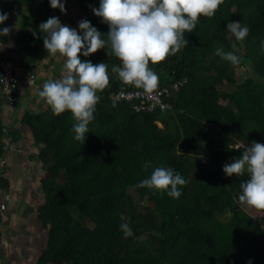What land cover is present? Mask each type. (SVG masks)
Here are the masks:
<instances>
[{"label": "trees", "instance_id": "16d2710c", "mask_svg": "<svg viewBox=\"0 0 264 264\" xmlns=\"http://www.w3.org/2000/svg\"><path fill=\"white\" fill-rule=\"evenodd\" d=\"M76 1L83 19L107 34L109 25L92 11L99 0ZM19 7L27 10L18 23L19 61L29 70L47 52L39 24L60 18L61 10L49 0H0L10 29ZM229 20L249 27L246 38L227 31ZM185 38L177 52L150 63L159 76L152 90L159 101H144L139 109L140 99L112 96L143 89L112 73L118 57L103 48L88 57L81 53L93 63L105 61L110 77L83 140L74 139L68 111L57 115L48 106L25 114L48 172L38 218L49 237L37 264H264V209H246L238 199L249 174L223 171L246 145L264 143V0H221ZM9 41L10 33L0 36V55L14 67L2 51ZM221 46L238 62L217 55ZM4 103L0 87V155ZM155 166H170L186 178L179 197L137 186ZM6 186L2 176L0 187ZM122 223L132 235H123Z\"/></svg>", "mask_w": 264, "mask_h": 264}, {"label": "clouds", "instance_id": "9594fccd", "mask_svg": "<svg viewBox=\"0 0 264 264\" xmlns=\"http://www.w3.org/2000/svg\"><path fill=\"white\" fill-rule=\"evenodd\" d=\"M221 0H99V7L92 11L109 25L107 34L87 18L72 27L61 22L58 16H49L39 24L48 56L59 53L64 57V74L44 81L39 96L54 114L66 111L74 117V139L83 140L89 123L95 118L98 92L109 85L108 65L105 61L93 63L84 57L105 49L108 55L119 58L112 73L122 82L142 87L151 92L158 86V73L150 67L162 61L169 53L177 52L188 41L186 32L195 28L198 18L212 16ZM50 6L66 11L64 0H49ZM9 13L0 10V36H7L11 29L5 24ZM227 31L237 40H243L250 29L239 20H229ZM105 36L107 38H105ZM264 48V39L260 42ZM110 50V51H109ZM221 58L236 63L239 57L222 46L215 48ZM146 163H151L150 161ZM224 173L232 177L245 171L249 178L242 181L238 199L257 209H264V143L253 141L246 145L238 157L223 165ZM186 178L172 167L155 166L151 174L138 181V187L166 192L179 197ZM264 226V224H262ZM125 237L133 234L128 223L120 225ZM248 264H252L251 259Z\"/></svg>", "mask_w": 264, "mask_h": 264}, {"label": "crops", "instance_id": "0c3cea01", "mask_svg": "<svg viewBox=\"0 0 264 264\" xmlns=\"http://www.w3.org/2000/svg\"><path fill=\"white\" fill-rule=\"evenodd\" d=\"M66 11H61L62 23L78 27L83 15L76 0H64ZM26 8L19 7L12 19L10 41L2 51L10 56L20 79L16 92L15 107H7L2 113L5 132L1 144L5 148L6 187H0L2 208V238L0 241V264H37L46 248L48 229L38 218L39 208L44 204L43 181L48 177L40 158L41 146L37 144L31 127L24 121L26 113H42L49 105L39 96L44 81L64 74V57L59 53L48 56L29 70L20 66L17 36L18 23ZM29 71L36 75L34 84L29 83ZM9 146H8V142ZM3 142V143H2Z\"/></svg>", "mask_w": 264, "mask_h": 264}, {"label": "built area", "instance_id": "2783aa9c", "mask_svg": "<svg viewBox=\"0 0 264 264\" xmlns=\"http://www.w3.org/2000/svg\"><path fill=\"white\" fill-rule=\"evenodd\" d=\"M35 80H36V75L34 73H29V83L34 84ZM0 84L2 86V92L8 101V104L13 105L15 101L14 90H16L17 87L19 86L20 80L15 72L13 65L9 61L5 60L1 55H0ZM135 93L139 94V99H141L143 102L149 100H152L153 102L159 101L158 95H156V93H154L153 91L146 92L144 90H137L135 88L119 93L117 98L132 100L133 94ZM5 163H6V158L4 154H2L0 155V174L3 172V167ZM0 233H1V229H0Z\"/></svg>", "mask_w": 264, "mask_h": 264}, {"label": "bare ground", "instance_id": "6f19581e", "mask_svg": "<svg viewBox=\"0 0 264 264\" xmlns=\"http://www.w3.org/2000/svg\"><path fill=\"white\" fill-rule=\"evenodd\" d=\"M0 87H1V92H2V86H1V84H0ZM18 88H19V86L17 87V89L16 90H14V99H15V101H14V104L13 105H9L8 104V101H7V99H6V97H5V95L3 94V92H2V94H3V96H4V98H5V103H6V105L8 106V107H15L16 106V92H17V90H18ZM133 89V88H132ZM137 90H144V89H138V88H136ZM124 91H127V90H123L122 92H124ZM145 91V90H144ZM119 93H121V92H117V93H114L112 96H114L113 98L114 99H116V100H127V99H118L117 98V96H118V94ZM133 99L132 100H134V101H137L138 99H139V94H133V97H132ZM128 101H131V100H128ZM139 103H140V105H136L135 107L137 108V109H139V108H143V105H142V103H143V101L140 99V101H139ZM4 154V156H5V153H3ZM4 173H5V165H4V167H3V172L0 174V179H1V177L4 175ZM0 229H1V233H0V241H1V238H2V208H1V205H0Z\"/></svg>", "mask_w": 264, "mask_h": 264}, {"label": "rangeland", "instance_id": "374dc122", "mask_svg": "<svg viewBox=\"0 0 264 264\" xmlns=\"http://www.w3.org/2000/svg\"><path fill=\"white\" fill-rule=\"evenodd\" d=\"M237 73H238V77H239V79L241 80V79L243 78V76H244L243 69L239 67V68L237 69ZM8 143H10V141H9ZM234 143H236V142H235V141H232V144H234ZM236 144H238V143H236ZM240 203L243 204L244 207L247 209V206H248V205H247L245 202H241V201H240ZM2 216H3V213H2ZM219 217H220V218H227V214H226V215H221V214H219ZM2 232H3V229H2Z\"/></svg>", "mask_w": 264, "mask_h": 264}]
</instances>
